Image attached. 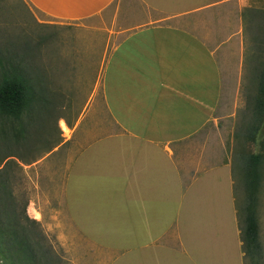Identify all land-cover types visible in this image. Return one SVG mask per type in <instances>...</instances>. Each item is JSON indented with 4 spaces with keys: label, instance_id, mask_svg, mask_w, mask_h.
I'll return each instance as SVG.
<instances>
[{
    "label": "crops",
    "instance_id": "1",
    "mask_svg": "<svg viewBox=\"0 0 264 264\" xmlns=\"http://www.w3.org/2000/svg\"><path fill=\"white\" fill-rule=\"evenodd\" d=\"M24 1L49 23L91 29L95 38L98 23L116 28L108 32L102 68L94 43L52 53L61 66L67 56L73 67L67 89L75 94L82 73L96 72L91 100L71 131L74 143H62L56 160L47 163L54 152L45 157L47 170L34 187L38 197L59 199L66 225L95 248L90 257L79 255L77 264H245L237 203L244 134L259 127L246 144L253 154L264 146L259 117L253 118L260 99L243 95V1ZM117 36L121 39L110 43ZM249 106L252 123L239 113ZM88 118L90 128L82 126ZM100 118L108 119L107 127L99 126ZM96 196L109 202L122 198L125 224L139 230L140 239L117 245L96 241L95 223L86 218L96 211L72 210ZM107 213L114 218L121 211ZM256 218L264 252V211ZM134 246L139 255L132 253Z\"/></svg>",
    "mask_w": 264,
    "mask_h": 264
},
{
    "label": "rangeland",
    "instance_id": "2",
    "mask_svg": "<svg viewBox=\"0 0 264 264\" xmlns=\"http://www.w3.org/2000/svg\"><path fill=\"white\" fill-rule=\"evenodd\" d=\"M242 1L246 8L264 11V0ZM46 21L47 18L30 8L24 0H0V79L3 71L10 67L18 70L23 69L25 75L29 78L30 88L27 95L29 108L22 113L19 120L15 119L8 122L0 120V130L4 127L8 131L13 129L15 135L12 144L9 146L11 149H8V151L0 149V168L10 159L15 161L17 166L13 168L11 178L12 193L19 202L24 199L27 200V215L40 223L45 235L52 242L54 250L61 257L62 264H77L79 255L85 258H87L86 256L90 257L96 253L95 248H91L85 238L77 236L74 228L66 225L65 213L60 210L59 199H47L41 197V195L38 197L39 193L35 191L34 187L38 180H43V172L47 170L43 163L45 157L50 155V152H54L55 154L47 159V163L56 157L58 159L61 144L65 142L74 143V136L72 137L71 131H73L77 121L76 115L79 114L85 101L88 103L91 100L93 85L96 81V72L85 71L82 73L83 83L78 85L81 87H77L79 92L75 94V92L73 93L67 89V85L70 83L69 78L71 77L69 70L73 68L72 66H67V56H64L65 59L61 66L59 64V55H53L52 53H54V50L55 52L59 50V48L74 47L76 45L86 47L94 43V46H97L99 50L100 66L102 68L105 49L108 46V32L116 28L111 22L98 23L99 26L93 30L97 31L99 28L98 37L95 38V35H92L95 32L91 33V29H88L90 32H82L77 31L74 26L66 23L55 24ZM119 26L120 24H117V30L120 29ZM263 36L264 30L258 29L257 25L255 26L246 17V21L244 19L243 64L247 84L243 88V95L249 101L252 96L264 100V94L259 91L261 74L264 69ZM120 39V36L112 37L110 43L111 41L118 42ZM46 51L48 52V62L45 64ZM92 58L91 56L90 59ZM94 58H97V56H94ZM54 59L56 60L54 61ZM101 76L102 71L100 72V78ZM100 100L101 110L105 112L102 89L100 91ZM92 104L93 102L90 103V110ZM253 107L255 108V105ZM253 107L249 106L243 109L244 111L239 112L240 117L243 115V122L252 123V115L250 114ZM65 117L67 118L65 119ZM254 117L258 118L260 116L255 113L253 114ZM263 118L259 135L262 146H264ZM107 123V118H100L99 126L101 128L107 127ZM82 126L90 128L92 126L91 119H86ZM66 128L70 131H67ZM247 141L244 134L245 144H243L242 150L246 157L253 154L250 144H246ZM66 145L64 144L62 148L65 149ZM10 151L15 157L5 158ZM259 153L262 155L263 160L264 151L260 150ZM246 157L243 161L244 167L247 164ZM234 161L236 165L237 162L235 159ZM261 163H263V168H260L262 177L260 181L264 179V162L262 161ZM237 172L235 173V179L238 185L240 176L237 175ZM241 177L242 187L240 194L237 193V203L238 210H241L240 224L241 229H243V210H245L247 204L246 174L244 170ZM97 197L93 200L80 202L75 200L78 203L72 208V210L96 211L91 215L86 213V218H91L93 223H95L93 225L96 227H94L92 232L95 233L94 239L96 241L110 239L109 244L117 245V243L140 239L139 230H133L128 223V225L125 224L123 210L127 209H125L122 198L113 199L109 202L108 199ZM135 208L130 206L129 210H134ZM108 210H120L121 213L112 218L107 213ZM258 211L261 213L264 211V180L262 183L260 182L258 188L256 213ZM73 213L75 214L74 211ZM132 253L134 256L139 255V248L134 246ZM244 255L245 264H253L250 256L247 253H244ZM257 259L259 264H264L263 251L260 252V256Z\"/></svg>",
    "mask_w": 264,
    "mask_h": 264
},
{
    "label": "trees",
    "instance_id": "3",
    "mask_svg": "<svg viewBox=\"0 0 264 264\" xmlns=\"http://www.w3.org/2000/svg\"><path fill=\"white\" fill-rule=\"evenodd\" d=\"M246 17L258 29L264 30V11L246 8ZM264 50V36L262 42ZM23 69L10 67L3 71L0 79V120L5 122L19 120L22 113L29 108V78ZM260 90L264 94V69L261 74ZM259 124L264 117V100L258 101ZM259 127L249 130L246 139L256 138ZM22 132V131H19ZM17 135V134H16ZM14 131L0 130V149L8 151L14 140ZM2 146V147H1ZM6 154L5 158L15 157ZM260 153L247 156L245 167L247 204L244 210V228L241 229L242 250L252 259L253 264L260 253L258 241V223L256 204L260 185ZM17 166L13 159L0 168V264H62V259L54 250L52 242L45 235L40 223L27 215V200L18 201L12 193L11 178L13 168ZM246 255V254H245ZM258 260V259H257Z\"/></svg>",
    "mask_w": 264,
    "mask_h": 264
}]
</instances>
